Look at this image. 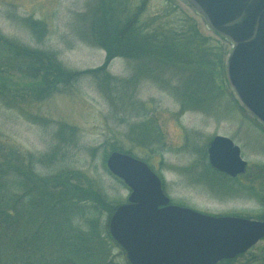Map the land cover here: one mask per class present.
<instances>
[{
  "label": "rangeland",
  "instance_id": "1",
  "mask_svg": "<svg viewBox=\"0 0 264 264\" xmlns=\"http://www.w3.org/2000/svg\"><path fill=\"white\" fill-rule=\"evenodd\" d=\"M130 19L150 35L149 57L124 56V45L107 60ZM175 31L183 39L164 38ZM231 47L186 0H0L1 200L25 203L31 188L77 214L103 204L93 215L102 264H129L106 237L108 208L130 192L106 167L118 147L150 165L171 204L264 220V125L227 79ZM40 59L60 71L44 73ZM215 135L231 138L247 161L237 179L209 166ZM91 187L106 201L87 196ZM220 264H264V238Z\"/></svg>",
  "mask_w": 264,
  "mask_h": 264
},
{
  "label": "water",
  "instance_id": "2",
  "mask_svg": "<svg viewBox=\"0 0 264 264\" xmlns=\"http://www.w3.org/2000/svg\"><path fill=\"white\" fill-rule=\"evenodd\" d=\"M208 26L234 46L227 62L232 89L264 123V0H186ZM212 167L230 176L245 169L239 147L215 136L208 147ZM109 171L130 189L128 202L111 216L109 231L130 264H216L264 237V221L212 216L169 204L160 178L129 154L112 152Z\"/></svg>",
  "mask_w": 264,
  "mask_h": 264
},
{
  "label": "trees",
  "instance_id": "3",
  "mask_svg": "<svg viewBox=\"0 0 264 264\" xmlns=\"http://www.w3.org/2000/svg\"><path fill=\"white\" fill-rule=\"evenodd\" d=\"M133 20L126 21L118 31L121 35L114 36L115 46L114 49H108L107 60L117 55V51H121L124 45H126L122 50L124 56L129 55V58L138 61L144 56L149 57L150 48L144 46V43L151 42V37L138 29ZM185 33L168 32L164 38L168 40L170 36L173 39V36H176L183 39L182 34ZM220 58L221 55H218L219 67L223 66ZM39 62L40 67H44V73H50V69L60 71L56 66L51 67L50 61L40 59ZM142 68L143 66L139 65L136 72H141ZM117 149L118 147L112 148ZM66 183L68 182H64L65 185ZM92 184L95 187V184ZM32 190L31 188L27 190L31 196H27L25 203L10 197L15 201L13 205L4 204L1 199L8 191L0 190V264H102L104 253L101 241L104 240L100 224L98 226L95 219L97 217L93 215L105 211V206L93 204L87 212L84 210L82 214H77L73 208L58 209L57 205L43 203L36 197L37 192L33 190L32 193ZM88 194L90 197L98 195L100 199L106 198L93 187L89 188L86 195ZM115 208H108L109 216ZM106 237L115 242L107 227Z\"/></svg>",
  "mask_w": 264,
  "mask_h": 264
}]
</instances>
